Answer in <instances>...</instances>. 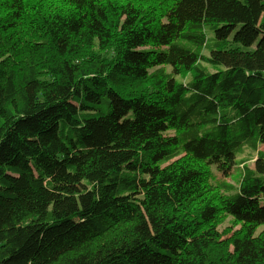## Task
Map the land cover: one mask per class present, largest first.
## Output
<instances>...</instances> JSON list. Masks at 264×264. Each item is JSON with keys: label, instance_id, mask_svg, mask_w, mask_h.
<instances>
[{"label": "trees", "instance_id": "trees-1", "mask_svg": "<svg viewBox=\"0 0 264 264\" xmlns=\"http://www.w3.org/2000/svg\"><path fill=\"white\" fill-rule=\"evenodd\" d=\"M263 146L264 0H0V264H264Z\"/></svg>", "mask_w": 264, "mask_h": 264}, {"label": "rangeland", "instance_id": "rangeland-1", "mask_svg": "<svg viewBox=\"0 0 264 264\" xmlns=\"http://www.w3.org/2000/svg\"><path fill=\"white\" fill-rule=\"evenodd\" d=\"M260 151L264 152V146L263 147H260ZM256 160V159H255ZM255 160L250 162L248 164V167L252 170H255ZM240 169H234V171L231 173V175L226 179L227 182L231 183V184H234L236 185L235 183V180L238 178V175H239V171ZM218 177L221 179L222 178V175L221 174H218ZM229 228H232V219L231 218H227L226 221L221 225L220 227V231L221 232H224L226 231L227 229ZM262 231V228H260L257 232L258 234Z\"/></svg>", "mask_w": 264, "mask_h": 264}]
</instances>
